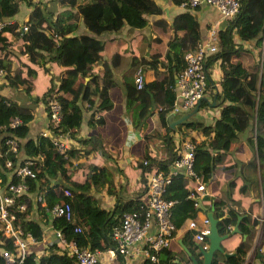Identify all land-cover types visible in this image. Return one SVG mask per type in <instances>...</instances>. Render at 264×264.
Returning a JSON list of instances; mask_svg holds the SVG:
<instances>
[{
  "label": "trees",
  "instance_id": "16d2710c",
  "mask_svg": "<svg viewBox=\"0 0 264 264\" xmlns=\"http://www.w3.org/2000/svg\"><path fill=\"white\" fill-rule=\"evenodd\" d=\"M46 1L0 0V20L13 16L18 11L20 2L30 7L27 20L24 22L27 24L25 31L17 29L15 21L0 27V51L2 52L0 67L7 71L0 77L3 79L7 77V81L14 85L22 84L28 95L33 88L28 77H33L35 71L27 65L24 76L17 75L15 78L14 74H8L10 68L9 62L6 60V52L9 40L13 37L22 39L20 51L29 55L27 57L29 60L35 59L37 63L41 58V53L45 51L48 54L47 59L56 64H65L66 53L74 51L73 47L79 51L84 63H92L99 58L102 44L97 39L87 40L85 36H81L77 40L75 36L68 35L77 29V18L90 32L99 34L118 31L123 25L140 28L146 23L144 14L160 11L154 0H55L65 8L54 13L46 8ZM170 1L179 4L182 0ZM198 6H184L185 11L175 15L172 20L173 35L166 42L167 49L163 56L164 59L158 60V55L153 54L151 60L147 62L151 67H156L158 63L160 66L162 65L164 67L163 74L159 75L157 70H154L155 77L147 82L143 79V86L140 88L136 87L133 77L125 76L127 103L135 100L147 102V107L143 105L137 111V121H142L146 117L149 112L148 105L153 102L160 107L157 114L161 125L165 128V135L161 143L164 150L162 160L147 162L146 159L149 158V155L144 152L142 160L136 163L138 181L141 183L142 190L144 189L142 175L146 166L150 169L166 171L168 163L177 156L176 147L180 145L181 140L187 137H190L194 143L193 170L204 182H207L218 168L229 167V165H223V158L232 142L230 136L214 125L198 120L182 119L176 123L175 128H169L164 118L166 110L173 102L172 86L175 83V78L185 64L184 54L194 51L197 46L198 23L195 16L188 10L196 9ZM223 20L224 22L217 29L218 49L206 56L204 63L207 67L212 61L218 59L222 77L225 79L221 81V90L214 93V96L219 100L218 105H220L218 121L235 132L247 128L249 130L246 142L253 153L239 167V173L246 181L239 187V191H244L249 183L255 198L248 202L249 206L246 211L240 210L237 205L233 206V203H237L230 196L234 183L232 180H228L227 199L224 200L220 197L210 199L209 206H213V216L217 219V232L219 234L228 233L237 216L241 215L237 228L239 234L243 235L231 251L234 252L233 254L225 256L219 251H214L210 264H241L244 254L250 246V235L257 224L260 223V233L264 234V0H239V6L234 16L223 18ZM178 30H182V33L178 34ZM235 35L238 42L235 41ZM250 39H254V44L258 47V60H255L251 48L248 49L241 43L242 40ZM69 43H72V49L65 50L64 47ZM72 69L60 70L56 85L50 76L49 84L38 97L35 95L32 99L28 96L32 102L42 101L46 111L50 98H55L59 102L61 117L57 122L52 119L48 120L49 134L44 135L39 132L34 138H27V122L32 117V106L15 103L0 91V186L5 190L10 183L24 185L23 191L12 194L14 202L8 205V209L14 213V221L20 224L24 232H30L34 241L40 238L41 228L37 221L28 218L33 202L30 195L35 193V195L41 196V201L35 203L40 220L42 216L48 214V208L60 198V194L51 196L44 189L48 187H54L55 190L60 187L68 188L71 192L73 217L71 220L53 219L54 223L56 222L55 226L68 240L74 239L79 247L88 245L104 248L111 244L109 238L111 227L119 222L124 212L140 211V201L136 197L137 194L128 199L119 197L114 191L112 172L103 164H89L83 178H71L70 171L76 173L77 164L76 162L74 164L70 159L71 157L77 158L78 153L76 154L69 148H65L63 152L56 150L53 138L63 135L73 136L79 126L77 117L79 112L78 80L76 72ZM142 70L143 67L140 71ZM96 77L97 75L93 76L94 83L97 82ZM91 80L92 78L86 84L91 85ZM101 83V87L89 88L90 96L86 97L88 92L82 96L86 97L88 106L94 107L88 117L89 123L99 121V118L94 117V110L100 112L109 107L107 87L115 83L110 69L103 70ZM1 87L2 83L0 82ZM93 97H96L97 100L94 101ZM206 103L208 102L199 99L198 106ZM13 117H18L21 122L10 126L9 122ZM8 137H12L16 143L15 151H12L9 144L5 142ZM21 139L23 140L21 141ZM86 139L89 138L81 139V142H88ZM18 148H22L26 157L17 162L16 151ZM24 160H30L27 166L33 171L34 176L15 174L14 167L18 163L22 164ZM6 161H9L10 164L6 165ZM53 177L58 180L49 185L48 181ZM104 183L107 192L115 194L114 204L108 208L100 206L90 191L91 188ZM189 187H193L192 180L182 174H173L163 191L165 198L175 200L171 208V221L175 227H179L185 218L196 219L199 210H201L198 206H193V200L187 197ZM20 203L25 204L23 209H18L17 206ZM259 203L262 208L260 216L251 207V205L257 207ZM74 226H79L80 231H74ZM192 234L193 230L187 228L181 236L183 244L188 245L191 252L195 249L191 240ZM2 246L6 249L12 248L8 237L4 239ZM221 247L223 248L222 245ZM63 248L60 245V249L56 251L55 247L50 246L46 254L36 257L34 252H28L26 247L25 254L19 264H76L74 255H68ZM175 252L169 245L156 252L155 260L152 261L146 257L138 264H178L177 261H173ZM178 252L185 254L182 248ZM254 255L252 249L249 259L254 258ZM196 258L198 261L201 260L197 255ZM185 259L188 260L186 254ZM0 264H4L1 255ZM245 264L250 263L247 260Z\"/></svg>",
  "mask_w": 264,
  "mask_h": 264
},
{
  "label": "crops",
  "instance_id": "0c3cea01",
  "mask_svg": "<svg viewBox=\"0 0 264 264\" xmlns=\"http://www.w3.org/2000/svg\"><path fill=\"white\" fill-rule=\"evenodd\" d=\"M159 6L160 11L157 13L144 14L146 23L140 28H130L127 25H123L118 31L114 32H102L94 34L90 32L84 24L77 18V29L69 33V36H75L78 40L79 37L85 36L87 40L97 39L101 42L102 48L99 51V58L92 63L83 62L79 51L76 49L66 53L64 63L56 64L55 62L47 59V52L41 53L38 63L35 59L29 60V55L25 52H21L22 39L19 37H13L7 45L6 60L9 62L10 71L8 74H14L13 76H24L25 67L28 65L35 71L33 77H28V80L33 85V88L28 95L23 88L22 84L14 85L5 79L0 77L2 87L0 91L3 95L8 97L11 101L30 105L32 117L27 122L28 131L27 138H34L39 132L50 133L47 129L48 115L42 101L32 102L28 98L33 99L35 95H40L49 84V77L52 76V80L56 85L58 83V73L60 70L72 69L77 74L78 89H77V102L79 104V112L77 117L79 119V126L74 131L73 136L63 135V141L66 148L74 150L78 153V157H71V161L77 164V171H70L71 178H83L87 172V165L95 163L97 165H104L112 172V181L114 185V191L122 199L131 198L134 195H138L142 190L140 181H138L139 175L136 163L142 160V154L148 153L149 158L147 162L152 160H162L164 157L163 146H161L162 138L165 135V128L161 125L157 110L159 105L153 102L148 105L149 112L142 121H137V111L141 109L143 105L147 107V102H141L135 100L127 103L126 91H125V76H131L136 71H140L141 67L143 79L145 82L152 80L157 70L159 75L163 74L164 67L156 65L151 67L147 62L151 60L153 54L158 55V60L164 59L163 56L166 52V42L173 35L172 20L180 12L185 11L180 4H174L170 0H154ZM24 4L23 2H20ZM19 3V4H20ZM56 2H48L46 8L54 13L61 11L65 6H60L56 10L53 9ZM18 4V9H19ZM27 8L26 13L23 14L21 19H17L16 13L9 18L11 21L17 23V27L27 20L30 7L24 4ZM23 10V8H21ZM191 12L198 23L199 38L197 42H205L207 39V33L210 27H215L216 30L224 22L220 16L217 8L212 4L202 3L196 9L188 10ZM178 34L182 33V30L177 31ZM235 41L238 42V38L234 36ZM17 42V43H16ZM218 43V40H217ZM241 43L246 48H251L253 51L256 47L254 39L242 40ZM20 46V48H19ZM65 50L72 49V43H69L64 47ZM258 49V47H256ZM2 52L0 51V57ZM44 67V68H43ZM84 67V69H81ZM46 68V69H45ZM110 69L112 77L115 80L113 85L107 87V93L109 97V107L99 111L94 110V117L99 118V121H93L89 123L88 117L94 107L88 106L86 97L89 95V88L101 87L102 73L104 69ZM207 81L203 98L207 101L205 105L191 107L187 112H174L169 113V108L174 103H179L180 99L177 95V89L174 85L172 90L174 92V98L172 104L165 112V122L169 128H175L176 123L180 119L184 120H198L205 124H212L220 131L226 133L227 136L232 138L230 148L225 153L223 158V165H229V167L218 168L213 172L211 177L205 182V187L209 195L202 198L201 204L203 206L210 202L211 198L227 199L229 192L228 180L233 181V187L231 190V198L235 199L237 203H233V206L237 205L240 210L246 211L249 206V201L254 200L252 195V188L249 183L244 191H239V187L246 181L241 177L239 173V167L242 162L249 159L252 156V149L247 144V137L249 135L248 128L235 132L232 131L226 125L221 124L218 121L219 115V100L214 96L215 92L221 90V81L225 80L222 77L221 68L219 66V60L215 59L206 67ZM97 75V82L94 83L93 76ZM91 80V85L86 83ZM22 89V90H21ZM88 92V93H87ZM84 93L86 97H82ZM96 101V97H93ZM169 131L167 132V134ZM86 139L88 142L83 143L81 139ZM23 139H21L22 141ZM22 148H18L16 151L17 162L25 158ZM258 175V171H257ZM256 175V177H257ZM58 178L53 177L49 179L48 184L52 185ZM49 188V187H48ZM45 188V192H49L51 196L58 195V190L54 187ZM93 197L97 199L100 206L104 208L112 207L115 201V194L107 192L106 184L91 188ZM32 199L31 211L28 214V218L37 221L40 225V238L37 241L26 242L28 252L33 251L37 257L40 254H46L50 246L55 247V250L60 249V244L57 242L54 235V228L56 227L54 220L46 214L39 220V215L36 211L35 193L30 195ZM251 207L255 210L258 216L261 215L262 208L259 203L258 206ZM256 215L255 213H252ZM185 218L179 227H176L174 236L170 242V247L175 251L182 248L185 252L181 236L183 231L186 230L187 220ZM233 227V226H232ZM231 227V228H232ZM237 232V231H236ZM243 236V235H242ZM239 232L231 233L229 237L221 241V245L224 250L231 252L234 246L242 238ZM250 246L244 254L241 264H245L247 260L250 264H264V234L260 233V223L257 224L253 232L250 235ZM180 240V241H179ZM192 240V238H191ZM189 244V243H188ZM58 246V247H57ZM62 246V245H61ZM255 247V249H254ZM64 249V248H63ZM188 249V248H187ZM254 250V258H250V254ZM256 250V251H255ZM26 251V249H25ZM186 254V252H185ZM184 254V255H185ZM187 256V254H186ZM177 260V263H185L187 260L179 258L174 254L173 261ZM122 261V259H121ZM176 262V261H175ZM123 264V262H122ZM124 264H135L133 260H125Z\"/></svg>",
  "mask_w": 264,
  "mask_h": 264
},
{
  "label": "built area",
  "instance_id": "2783aa9c",
  "mask_svg": "<svg viewBox=\"0 0 264 264\" xmlns=\"http://www.w3.org/2000/svg\"><path fill=\"white\" fill-rule=\"evenodd\" d=\"M208 3L215 6L222 18L232 17L236 13L239 0H182L179 4L184 6H196ZM11 22L9 19L0 20V27ZM27 24H21L17 29L25 31ZM217 30L210 27L205 42H197L194 51L184 54L185 64L175 78L179 103H174L169 108V113L188 112L191 107L203 98L207 71L205 58L218 49ZM0 73L2 71L0 70ZM133 82L137 88L143 86V78L140 72L132 74ZM48 119L57 122L61 117L60 104L55 98H50L47 104ZM21 122L18 117H13L9 125L15 126ZM42 134H48L40 132ZM12 151L16 150V143L12 137L5 139ZM53 144L58 152L65 150L63 136L53 138ZM177 156L168 163L166 171L161 169L146 168L143 171L144 189L138 194L140 211L124 212L119 222L113 225L109 231L111 244L104 248L80 246L74 239H67L61 230L56 226L54 235L57 242L62 245L68 255H74L76 264H119L125 260H133L135 264L140 263L144 258L155 260L156 252L170 245L176 227L171 221V208L175 202L172 198H165L163 191L173 174H182L192 180L193 187L188 189L187 197L193 200V206H198L202 198L209 195L205 182L193 170L194 143L190 137L180 141L176 147ZM30 160H24L22 164L14 167L17 175L34 176L33 171L27 166ZM10 162L6 161V165ZM22 183L8 184L5 190L0 186V255L4 264H19L25 254L27 240L32 241L30 232H24L18 222H15L14 213L8 209V205L14 202L12 194L23 191ZM60 198L48 208V214L52 219L71 220L73 217L71 206V192L66 187L58 189ZM57 196V195H56ZM36 201H41L40 195H35ZM18 209L25 207L24 203L18 204ZM203 214L198 219L189 218L186 228L193 230L192 240L206 249L208 242L209 221L205 211L209 202L204 206ZM74 231H80L79 226L73 227ZM8 237L12 244L11 249L4 248L3 241ZM122 259V261H121Z\"/></svg>",
  "mask_w": 264,
  "mask_h": 264
},
{
  "label": "water",
  "instance_id": "95a60500",
  "mask_svg": "<svg viewBox=\"0 0 264 264\" xmlns=\"http://www.w3.org/2000/svg\"><path fill=\"white\" fill-rule=\"evenodd\" d=\"M197 104L194 105V108L196 107ZM182 120V119H180ZM199 208L201 210L205 209V207L201 204H199ZM206 217L208 218L209 225H208V233L206 234V239L208 242V246L206 249L201 248L200 245H197L195 242H193V245L195 246L194 251H190V249L186 248L185 246L183 247L188 260L185 263H180V264H210L212 255L214 251H219L223 255L227 256L230 254H233L234 252H225L223 248L221 247V241L225 238H227L231 233H235L236 231L238 232L237 224L238 221L241 217V215L237 216V219L233 225V227L229 230L228 233L225 234H219L216 229V218L213 216V206L210 205L209 208L205 211ZM180 241V240H179ZM196 255L200 257V261L197 260ZM177 261V260H175Z\"/></svg>",
  "mask_w": 264,
  "mask_h": 264
},
{
  "label": "rangeland",
  "instance_id": "374dc122",
  "mask_svg": "<svg viewBox=\"0 0 264 264\" xmlns=\"http://www.w3.org/2000/svg\"><path fill=\"white\" fill-rule=\"evenodd\" d=\"M34 1H36V0H34ZM48 2H56L55 0H47L46 2H45V5L47 6V4H48ZM47 3V4H46ZM21 8H23V10H21ZM57 8H60V6H59V4L56 2L55 4H54V7H53V9H57ZM26 10H27V8H25L24 7V4H22V3H20L19 4V9H18V11L16 12V18L17 19H21L22 18V16H23V14L24 13H26ZM9 42H11L10 40H9ZM17 43V42H16ZM258 49H256V47H255V49L253 50V56H254V58H255V60L257 59H259V57H258ZM22 89H24V88H22ZM21 89V90H22ZM258 197V196H257ZM202 214H203V212L201 211V210H199V212H198V217L196 218V219H198V218H200L201 216H202ZM175 254H176V256H178L179 258H183L184 260H185V255H184V253L183 252H178V251H176L175 252Z\"/></svg>",
  "mask_w": 264,
  "mask_h": 264
},
{
  "label": "clouds",
  "instance_id": "9594fccd",
  "mask_svg": "<svg viewBox=\"0 0 264 264\" xmlns=\"http://www.w3.org/2000/svg\"><path fill=\"white\" fill-rule=\"evenodd\" d=\"M7 19H9V18H7ZM26 24V23H25ZM0 70L2 71V73H0V75H4V74H6V69H4V68H1L0 67ZM138 196V195H137ZM209 208V207H208ZM193 241V240H192ZM194 242V241H193ZM121 264H122V262H121ZM124 264V263H123Z\"/></svg>",
  "mask_w": 264,
  "mask_h": 264
}]
</instances>
